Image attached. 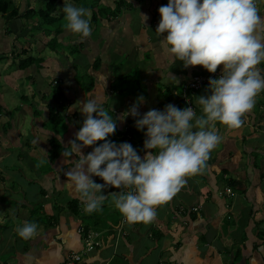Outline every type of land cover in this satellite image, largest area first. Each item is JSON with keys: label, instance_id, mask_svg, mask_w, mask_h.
<instances>
[{"label": "crops", "instance_id": "crops-1", "mask_svg": "<svg viewBox=\"0 0 264 264\" xmlns=\"http://www.w3.org/2000/svg\"><path fill=\"white\" fill-rule=\"evenodd\" d=\"M145 1L139 4L140 12L124 11L121 17L109 21L111 31L103 29L99 42H93L92 35L84 42L73 43L75 55L53 52L54 57L41 56L44 67L33 65L28 69L32 75L37 69L36 76L20 79L25 71L19 72L18 67L9 69L12 72L7 78L15 87L4 96L0 112V228L8 230L7 237L0 240V264H68L73 254L83 256L76 264H141L142 259L148 263L161 250L151 264H264V237L260 238L258 232L264 231V91L257 95L253 109L244 114L239 129L229 130L221 124L218 128L213 123L220 142L194 175L196 178L186 177V183L168 200L170 204L156 206V216L148 223H122L123 217L111 208V198L104 202V211L86 213L79 197L66 184L65 172L71 163H66L62 155H52L51 139H58L64 149L82 126L85 117L72 106L87 98L101 101V107L114 120L124 117L109 140L117 144L127 141L124 134L135 118L125 115L136 101L131 97H111L109 89L115 80L133 74L135 69L139 77L142 74L140 91L144 94L137 93L145 98L139 106L141 114L149 109L163 110L167 104L178 107L184 87L195 72L212 74L202 66L184 68L181 62L167 58L161 37L155 33V19L159 7L168 0H155L153 4ZM258 12L264 17V6ZM257 35L264 40V26L258 28ZM125 37L131 40L130 49L122 51L118 44L113 50V40ZM121 55L130 59L120 76L113 78L109 67L117 64ZM76 61L96 82L91 90L76 83ZM139 65L143 70H138ZM222 67H218L220 74ZM52 70L55 73L49 79ZM41 79L44 82L39 83ZM48 84L65 90L68 97L63 108L56 105L61 96L53 103L46 101ZM36 86L38 92L34 94L32 89ZM207 89L208 86L193 95L197 115L201 114L197 96L205 95ZM52 111L64 117L58 132L49 127ZM94 147L82 151L87 155ZM46 163L53 173L47 172ZM92 179L104 183L99 177ZM230 180L238 182L237 189L228 187L230 194L236 193L222 195L228 185L225 181ZM103 191L109 195L120 189L108 187ZM73 200L80 201L78 216L68 208ZM83 217L97 224L92 229L100 232L105 242L101 250L90 255L84 253L82 236L78 234L79 227L85 226ZM28 222L36 223L37 230L30 238H21L17 228Z\"/></svg>", "mask_w": 264, "mask_h": 264}, {"label": "clouds", "instance_id": "clouds-1", "mask_svg": "<svg viewBox=\"0 0 264 264\" xmlns=\"http://www.w3.org/2000/svg\"><path fill=\"white\" fill-rule=\"evenodd\" d=\"M260 4L257 6V0H168L159 7L161 19L155 33L161 37L169 60L181 62L184 68L202 66L209 73L223 67L218 78H210L205 95L197 96L200 115L192 106L181 109L173 104L141 114L139 106L145 98L137 99L125 116L134 117L135 127L144 132L143 158L130 143L108 139L124 117L114 120L96 99L87 98L72 106L85 118L61 155L72 165L65 172L66 184L86 213L101 210L111 198L126 222H151L156 206L170 200L186 183V177L197 174L220 142L213 122L229 130L241 127L244 114L253 109L257 95L264 91V75L257 67L264 61V40L257 35L258 28L264 26ZM61 9L67 31L90 36V9L67 3ZM94 145L87 155L83 153L82 149ZM73 156L76 159H71ZM93 176L104 183L95 182ZM108 187L120 191L105 195L103 190ZM221 193L235 194L228 193V185ZM82 228L84 234L79 233ZM79 229L86 255L104 247L100 232L85 226ZM36 230L34 222L17 228L25 239ZM88 232L100 243L93 252L86 251ZM74 255L83 257L73 254L70 260Z\"/></svg>", "mask_w": 264, "mask_h": 264}, {"label": "trees", "instance_id": "trees-1", "mask_svg": "<svg viewBox=\"0 0 264 264\" xmlns=\"http://www.w3.org/2000/svg\"><path fill=\"white\" fill-rule=\"evenodd\" d=\"M16 0H0V25H3L6 33L9 34L10 36H14L15 34H17L16 32V28L20 25H18L17 22H21V17L25 18V19H35V18H39L41 21L40 23L37 22L36 25H32L31 28H29L27 26V29L29 31H33V32H37L39 30H43L44 31V36L49 37V35L52 37L50 41H48L47 46H45L41 52H36V55H42L44 53V51L46 49H49L50 52H55L56 54H63L66 53V51H68L67 53L71 56V55H75L77 53V49L75 46H67L66 44L63 43V41L61 40L63 38V36L67 35V33L69 31H67L63 26L59 27V28H51V29H45L47 26L53 27L55 24L61 22L62 20H64V14L62 12V9L65 6V3L67 4H72V5H76V6H83L86 7L88 9L91 10V18H90V25H92V23L94 24H98L100 23H104V22H112L114 19H117V17H121L125 12L129 13V11L132 10L133 8V3L132 2H128L127 0H112V2L108 3V5L102 4L104 2V0H47L44 7L41 8L40 10L36 11L34 9H32V7L27 4L26 6L20 1L19 2V6H17V4L15 3ZM143 0H135L136 2H142ZM261 4L260 6H264V0L260 1ZM60 3V6L57 8V5ZM120 3V6H117L116 8V4ZM107 4V3H106ZM138 5V3H136ZM166 5V3H165ZM25 7V14L22 16V11L23 8ZM108 11H106V10ZM115 9V10H113ZM105 11L107 13V15L104 14ZM60 12V13H58ZM125 14V13H124ZM59 16V18L57 17ZM156 19H155V29L158 26V23L161 19L159 12L156 15ZM21 18V19H20ZM154 19V18H153ZM65 21V20H64ZM65 24V23H64ZM1 27V26H0ZM2 29V27H1ZM36 29V31H35ZM95 30H93L91 32V34L94 32ZM32 34V33H31ZM71 35H74L77 37L78 40H83V37H79V34H73L71 33ZM33 42H29L27 46L24 45L23 50L20 54L17 55V57H13L12 55H10L8 57V55L6 54V56L4 55V57H0V64L6 68V72H0V78L2 77H6L8 76V74H10L12 71L9 72V69H14L16 67H18V71L19 72H24L25 70L30 72V69L33 65H35L38 68H41L44 64V59L43 58H39V57H34V56H30L33 48H30V45ZM1 45V44H0ZM50 45H53V48L49 47ZM71 45V44H69ZM25 47H29L28 49H26ZM31 49V52L29 51ZM1 50V49H0ZM62 52V53H59ZM1 53V52H0ZM6 53V52H5ZM3 54V53H2ZM25 56H29V58L27 59H21L18 60L16 62V58L21 57L22 55ZM12 60V61H10ZM6 64H9L10 66H7ZM100 62L97 64L99 65ZM204 71L200 70V72H195L193 77H199V76H204L202 73ZM210 75V74H209ZM77 81V78H76ZM122 82H124V84L130 87H132V89L136 90V92H141L140 87H141V82L139 79V75H138V71L135 69V72H133V74L129 75V76H125L122 78ZM93 84L91 83L90 86L86 85L84 86V88L82 89H87V90H91L92 89ZM60 88V90H62L59 94H58V98L59 100L56 102V105H58L60 108L64 107V102L66 101L65 98V90H63L61 88V86H58ZM57 87V88H58ZM85 89V90H86ZM128 89V88H127ZM4 92V85L3 83L0 82V112H1V108H2V100L5 96V94H3ZM118 93V92H117ZM121 93L125 94V89H123V91ZM123 94V95H124ZM184 94H185V89H184ZM190 98L193 99V93L189 92L186 93ZM139 95V94H137ZM188 107L187 103L185 101V95H183V99L181 98L178 104V108H185ZM51 115V120H50V129L52 130H56V132H58V129L60 130V127L62 126L63 122H64V117L63 115L52 111ZM215 125H217V127L219 128L220 123L219 122H214ZM146 131V129H145ZM125 135V140H127L126 142L130 143L134 149L137 150L138 154L140 156L145 154V150H144V140H145V136H144V132L137 130V128L135 127V120H131L129 122V128L127 129V132L124 134ZM108 139H110L108 137ZM114 142V141H113ZM102 143V142H97ZM51 144V151H52V155L56 158L59 155H61L62 151L64 150L62 147V144L59 142L58 139L53 138L50 141ZM47 166V172L48 173H53L54 170L51 169V167L49 166L48 163L45 164ZM225 183H228V187L231 189H237L239 186L236 184L238 182L230 180V181H225ZM233 193H236L235 191ZM79 206H80V201L79 200H73L69 203L68 208L71 210V212L75 213L74 215H79ZM196 210V208H195ZM192 219L196 220V216H192ZM97 224H91L90 227L85 226V228L89 229H94V227H96ZM264 230V229H263ZM95 232V230H94ZM97 232V231H96ZM259 232V237L262 238L264 237V231L258 229ZM160 238H157V240ZM160 264V263H158Z\"/></svg>", "mask_w": 264, "mask_h": 264}, {"label": "rangeland", "instance_id": "rangeland-1", "mask_svg": "<svg viewBox=\"0 0 264 264\" xmlns=\"http://www.w3.org/2000/svg\"><path fill=\"white\" fill-rule=\"evenodd\" d=\"M20 1L25 6L27 4H29L32 7V9H34L35 12H36V11H38L41 8L44 7V5H45V3H46L47 0H16L15 3L17 4V6H19V2ZM127 1L129 3L130 2L133 3V8L132 9H133L134 12H140L141 11L142 6L139 5L141 2H136V3H138V5H137L135 3V0H127ZM150 1L153 4V2L155 0H150ZM110 2H112V0H104V2L102 4L108 5V3H110ZM142 2H144V4L146 3L145 0H143ZM59 6H60V3L57 5V8ZM117 6H120V3L116 4V8H117ZM147 8H149V6H147ZM113 10H115V9H113ZM106 11H108V10H106ZM149 11H151V7L149 8ZM25 12H26V10L22 11V13H21L22 16L25 14ZM103 12H104L105 15H107V13L105 11H103ZM58 13H60V12H58ZM57 17L59 18V16H57ZM21 18H20L21 19V22H17L18 25H20L21 27L18 26L16 28L17 34H15L14 36H12V35L10 36L9 34H7L4 26L3 25H0L2 27V29L0 27V43L2 44V48L1 49H3V50H0V52H1L0 53V57H4V55L6 56V54L9 57L10 55H13V54L16 55V54L21 53L22 50H23L24 45L27 46L29 42H33L30 45V48H33V51H32V53H31L30 56L39 57V58L41 56H44L45 58L47 57V59H48V56L54 57L53 52H51V55L48 52V51H50L49 49H46L44 51V55L43 54L42 55H36V52H40V49H43L45 46H47L48 41H50L51 38H52L50 35H49L48 38H45L44 31L42 29L39 30V31H37V32L29 31L27 29V26L29 28H31L32 25H36L37 22L40 23L41 20L38 17L35 18V19H25L23 17H21ZM64 23H65V21L62 20L61 22L55 24L53 27L47 26L45 29H51V28H56V27L59 28V27L63 26ZM91 28H92V31L93 30H95V31L92 34H90V36L83 37L84 38L83 40L88 39L89 37H91L92 35H94V36L91 37V39L93 40V42H97V41L99 42L101 40V37H102V34L101 33H102L103 29L105 31H107V32L111 31L110 25L107 22H104V23H100L99 22L98 24H95V23L93 24L92 23ZM35 31H36V29H35ZM79 37H81V36H79ZM61 40L63 41L64 44H66L67 46H70V47L72 46L73 43H75V42L78 43L77 37L74 36V35H71V32L70 31L67 33V35L63 36V38ZM83 40H82V42H84ZM103 42H106V41H103ZM69 44H71V45H69ZM118 44H121L122 45V47H121V50L122 51H126L127 49H130V47H131V40L129 38H127V37H125V39H119V40H115V41L113 40V42H112V49L115 50V46H117ZM49 47L53 48V45H50ZM25 48L28 49L29 47H25ZM29 51L31 52V49ZM13 52H15V53H13ZM66 52H68V51H66ZM59 53H62V52H59ZM56 55H58V54H56ZM60 56H62V55H60ZM63 57H65V55H63ZM148 57L149 56L146 57L147 60H148ZM27 58H29L28 55L27 56L22 55L20 58H16V59L17 60L18 59L19 60H21V59H24L25 60ZM65 58H67V57H65ZM129 59L130 58L125 57V55H121L118 63L115 64V65H113L112 67H109L110 69L108 70V73L112 72L113 73V76H112L113 78L119 77L120 76V72L122 70L126 69V65H127ZM82 60H84V59H79V61H82ZM10 61H12V60H10ZM48 61H50L53 65H55V62L53 61V59H49ZM79 61H76V68L78 69V71L76 72L78 74L77 82L76 83H78L82 88H84L85 85L86 86H90L91 83L93 84V86H94V84L96 86V82H94L92 75L89 72H86V70L80 68L81 64L79 63ZM132 64H135V63L132 62ZM42 67H44V65H42ZM136 67H138V70L139 71L143 70V69H141L142 68L141 65L136 66ZM258 68H260L261 70L264 69V63L260 64ZM57 70H58V66H57ZM6 71H7L6 68L0 65V72H6ZM37 72H38V70L36 69L33 72V75H32L31 72H28L27 73L26 70H25V75H22L20 77V79L28 80V79H30V76H32V77L33 76H36ZM54 73H55V71L52 70L50 72V74H48V75H50L48 78L49 79H52ZM141 77H142V74H140L139 79ZM43 79H41L39 81V83L44 82ZM49 79H44V80L45 81H49ZM0 82L3 83V85H4V92H3V94L10 95L13 92V90H14V87H15L14 83L12 84L11 81H10V79L7 78V76L0 78ZM51 84H54L53 83V80H52ZM55 84H56V81H55ZM19 87H22V84H20ZM47 87L49 88L50 93L47 94L46 101L48 103H51V102L53 103V102H55L56 98H58L57 96H58V94L62 90H60L59 87L58 88H51V85L50 84H48ZM123 89H125V94L124 93H121L123 91ZM19 90H20V88H19ZM37 90H38V86L33 87V89H32V91L34 92V94H37V92H38ZM111 90H112V92H111L112 96L111 97H113V95L119 96L120 98H125V97H128L129 98V97H131V99L133 101H137V99L141 96V95L138 96L137 95L138 92H136L135 89L133 90L132 87H130V86L127 87V85L124 84V82H122L121 79H118V80H115L114 81V86H112L111 89H109V93H110ZM23 93H24V91H23ZM140 94L143 95L144 92L141 91ZM24 95H25V93H24ZM66 96H67V94L65 93V98H66ZM213 128H214V126H213ZM119 143H121V142L118 141V144ZM192 178L194 179V178H196V176L192 175ZM228 193H231L230 190H228ZM108 203H107V205H109ZM168 204H170V203H168V201H167V205L166 206H168ZM161 207H163V204H161ZM111 208L116 211V213H117V215H119V217H123L121 215V213L113 205H111ZM100 211H104V210L101 208ZM98 215L99 214H97V213L95 214V216H98ZM83 218H84V220L82 221L83 222V225L90 227L91 224H94L91 221V219L86 218V217H83ZM123 219L124 220H122V223H124V222L126 223V220H125L124 217H123ZM120 226H121V224H120ZM7 232H8L7 229L0 228V240L3 239V238H5V237H7ZM217 236H220V234H217ZM161 253H162V250L159 251L158 253H156L155 255H152L150 257V259H149L150 262H148V263L145 262V259H142V263L141 264H144V263L145 264H151V262H154L155 258L157 259L161 255Z\"/></svg>", "mask_w": 264, "mask_h": 264}, {"label": "built area", "instance_id": "built-area-1", "mask_svg": "<svg viewBox=\"0 0 264 264\" xmlns=\"http://www.w3.org/2000/svg\"><path fill=\"white\" fill-rule=\"evenodd\" d=\"M259 1L261 0H257V6L259 4ZM219 67H222L219 66ZM220 75V72H219V68H218V71L215 72V73H212L211 76H208V77H203V76H199V77H194L186 86H185V101L187 103V106H192L194 108V110L196 111L195 109V106H194V103L192 101V99L186 94V93H189V92H192V93H197L199 92L203 87L209 85V80L210 78H218ZM79 233L80 234H84L85 233V229H79ZM85 245H86V251L87 252H93L97 247L100 246V243L99 242H96L94 240V236L92 233H89L85 236ZM79 256L78 255H74L73 258H72V262L74 261H78L79 260ZM69 264H73V263H69Z\"/></svg>", "mask_w": 264, "mask_h": 264}, {"label": "bare ground", "instance_id": "bare-ground-1", "mask_svg": "<svg viewBox=\"0 0 264 264\" xmlns=\"http://www.w3.org/2000/svg\"><path fill=\"white\" fill-rule=\"evenodd\" d=\"M208 76H211V74L208 75ZM208 76H203V77H208ZM219 76H220V75H219ZM207 86H209V85H207ZM81 261H82V257H80L78 261L76 260V261H74V262H72V260H69L68 264H69V263L76 264V263H79V262H81Z\"/></svg>", "mask_w": 264, "mask_h": 264}]
</instances>
